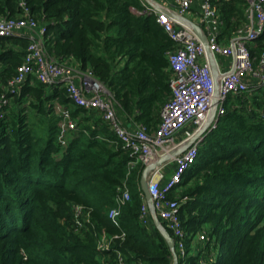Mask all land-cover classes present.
Listing matches in <instances>:
<instances>
[{"label":"trees","instance_id":"trees-1","mask_svg":"<svg viewBox=\"0 0 264 264\" xmlns=\"http://www.w3.org/2000/svg\"><path fill=\"white\" fill-rule=\"evenodd\" d=\"M21 1L0 0V19L20 17ZM25 2L47 29L50 57L92 72L125 128H158L172 96L175 43L141 0ZM218 4L221 38L230 39L247 23L249 4ZM29 42L0 39V100L8 99L0 107V264H119V255L124 264H173L142 214L145 166L131 170V152L102 112L75 105L62 84L34 76L16 94L8 91ZM249 50L257 68L264 33ZM251 89L228 97L225 115L169 194L181 202L186 242L203 231L209 237L189 264H264V84ZM66 111L74 129L61 116ZM123 189L129 201L119 200Z\"/></svg>","mask_w":264,"mask_h":264},{"label":"built area","instance_id":"built-area-1","mask_svg":"<svg viewBox=\"0 0 264 264\" xmlns=\"http://www.w3.org/2000/svg\"><path fill=\"white\" fill-rule=\"evenodd\" d=\"M143 1L146 4L145 12L157 17L164 31L175 43L174 49L168 53L169 69L172 74L170 83L172 96L162 108L160 124L156 130L147 131L142 127H132L131 130L125 128L118 120L111 101L106 98L109 92L92 72H77L67 63L50 57L45 51L47 29L32 17L25 0L20 3L22 9L20 17L0 19V39L24 37L30 41L24 63L19 68L18 75L9 82L8 91L16 94L29 76H34L47 85L62 84L75 105L102 112L104 120L111 125L115 135L131 152L133 157L130 163L131 170L138 164L146 167L159 158L182 148L208 125L207 130L181 155L172 157L169 162L153 171L151 177L155 173L159 177L157 182L149 178L153 211L141 192L144 200L143 217L146 221H148L147 217H151L152 214L160 218L175 239V251L178 254L179 264H186L181 262V257H187V236L180 218L181 202L178 197L169 198V194L182 183L184 173L197 160L201 144L217 128L220 118L225 115V102L228 97L245 94L252 91V86L264 84V53L256 68L249 50V45L264 33V0H246L249 4L248 21L226 44L219 39L223 24L219 7L213 0H203L199 21L201 30L207 37V47L215 57L219 55L232 59L231 69L228 71H220L217 62L219 71L216 76L211 67L206 45L184 20V16L190 13L191 5L196 0H175L180 6L177 12L170 9L165 10L149 0ZM143 1L141 0L142 3ZM35 31L36 35L33 33ZM78 75L81 79V86L76 83ZM217 82L218 90L216 89ZM7 104L8 99L0 100V107ZM61 116L67 128H75L76 124L71 120L67 111L62 112ZM188 125H193L194 129L178 139L177 134ZM170 163L175 164V169L170 179L162 183L165 168ZM119 200H130L128 189L122 190ZM81 210L82 207L76 208L77 215ZM117 215L118 212L112 211L110 218L116 220ZM197 239L202 243L209 241L204 231L197 235ZM101 247L108 249L106 241L102 242ZM119 264H124L123 259ZM199 264L209 263L200 259Z\"/></svg>","mask_w":264,"mask_h":264},{"label":"water","instance_id":"water-1","mask_svg":"<svg viewBox=\"0 0 264 264\" xmlns=\"http://www.w3.org/2000/svg\"><path fill=\"white\" fill-rule=\"evenodd\" d=\"M184 20L190 27L193 28L195 33L200 37L201 41H203V43L207 47V37L202 32L200 26L194 25L192 22H190V21H188L186 19H184ZM207 52H208L209 57H210V63H211V67H212L213 73L216 76L217 68H216L215 57H214V55L212 54V52L210 51V49L208 47H207ZM216 89L218 90V82L216 83ZM207 128H208V125L206 126V128L203 131H201L193 139H191L190 141L185 143L182 148L173 151L170 155H166V156H164L162 158H159L154 163H152V164H150V165L145 167V169H144V171L142 173V177H141V189H142V192H143V194L145 196L146 202H147V204L149 205V207L151 208L152 211H153V200H152V196H151L150 190H149V178L151 177V173L153 171H155L160 165H162L165 162H167L168 160H170L172 157H176V156L181 155L187 148H189L192 144H194L195 140L198 137H200L204 133V131L207 130ZM158 179H159V177H158V175H156V173H155V175H153V177H151V180L153 182H157ZM152 218H153V222H154L156 228L158 229V231L160 232V234L162 235V237L166 241L169 249L171 250V252L173 254V264H179L178 254L175 251V239L173 238L171 233L164 226V224L161 222L160 218L157 215L152 214Z\"/></svg>","mask_w":264,"mask_h":264},{"label":"crops","instance_id":"crops-1","mask_svg":"<svg viewBox=\"0 0 264 264\" xmlns=\"http://www.w3.org/2000/svg\"><path fill=\"white\" fill-rule=\"evenodd\" d=\"M143 1V0H142ZM150 2H152V3H156V4H158L159 6H161L162 8H164L165 10L166 9H170L171 11H173V12H177V11H179V8H180V6H179V4H177V2L175 1V0H149ZM214 1V3L219 7V2L221 1V0H213ZM143 5H144V7H146V4H145V2L143 1ZM148 3V2H147ZM202 3H203V0H196L192 5H191V10H190V13H188V14H186L185 16H184V19H186V20H188V21H190V22H192L194 25H198V26H200L201 24H200V21H199V17H200V14H201V5H202ZM148 5L149 6H151L149 3H148ZM219 12H220V9H219ZM220 14V17H221V19H222V16H221V13H219ZM173 15V14H172ZM222 22H223V20H222ZM222 27H223V24H222ZM222 27H221V32H220V35H219V39H220V41L222 42V43H224V44H226L227 42H228V40L229 39H226V40H224V39H222L221 38V35H222ZM201 28V27H200ZM37 32H38V30H37ZM36 31L35 32H33L35 35H36V33H37ZM203 32V31H202ZM234 37V36H233ZM22 38H24V37H22ZM232 38V37H231ZM230 38V39H231ZM215 57V56H214ZM215 62H216V68H217V74H218V71H219V69H218V66H217V62H218V64H219V68H220V71H228V70H230L231 69V64H232V59L230 58V57H223V56H219V55H217L216 57H215ZM77 72H80V70H77ZM216 74V75H217ZM79 75H80V73H79ZM79 75L76 77V83H77V85L78 86H81V79H80V77H79ZM254 83H256V82H254ZM128 129L129 130H131L132 129V127H128ZM194 129V126L193 125H188L184 130H182L181 132H179L178 134H177V138L178 139H181L182 137H184V135H185V133L186 132H188V131H192ZM198 139V138H197ZM196 139V140H197ZM195 140V141H196ZM170 160H168L167 162H169ZM167 162H165V163H167ZM164 163V164H165ZM163 165V164H162ZM161 166V165H160ZM175 169V164L174 163H170L169 165H167L166 166V168H165V176H164V178L162 179V183H165L166 181H168L169 179H170V177H171V175H172V171ZM153 173V172H152ZM152 173H151V175H152ZM147 219H148V224H151L152 222H153V218H152V216L150 217L149 216V218L147 217ZM154 223V222H153ZM118 259H119V261L120 260H122V256L121 255H119L118 256Z\"/></svg>","mask_w":264,"mask_h":264},{"label":"rangeland","instance_id":"rangeland-1","mask_svg":"<svg viewBox=\"0 0 264 264\" xmlns=\"http://www.w3.org/2000/svg\"><path fill=\"white\" fill-rule=\"evenodd\" d=\"M248 93L251 94L252 91H250ZM177 189H175V190H177ZM200 246H201V242L198 241L197 236L196 235L190 236L186 242L187 257L186 258L181 257V262L189 264V262H188L189 258L197 256Z\"/></svg>","mask_w":264,"mask_h":264}]
</instances>
